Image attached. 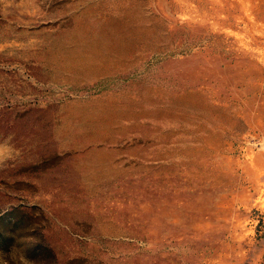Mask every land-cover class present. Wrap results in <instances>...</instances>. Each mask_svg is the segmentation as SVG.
Here are the masks:
<instances>
[{
    "label": "rangeland",
    "instance_id": "obj_1",
    "mask_svg": "<svg viewBox=\"0 0 264 264\" xmlns=\"http://www.w3.org/2000/svg\"><path fill=\"white\" fill-rule=\"evenodd\" d=\"M0 264H264V0H0Z\"/></svg>",
    "mask_w": 264,
    "mask_h": 264
}]
</instances>
